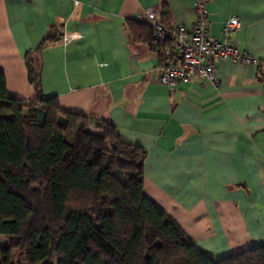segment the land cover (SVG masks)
Here are the masks:
<instances>
[{"label":"crops","instance_id":"0c3cea01","mask_svg":"<svg viewBox=\"0 0 264 264\" xmlns=\"http://www.w3.org/2000/svg\"><path fill=\"white\" fill-rule=\"evenodd\" d=\"M204 1L211 31L222 38L237 16L235 38L257 59H217L215 83H160L164 61L144 39L145 7L189 28L192 0H0V71L9 95L34 100L26 53L56 35L38 54L43 95L142 146L144 194L220 259L264 243V0Z\"/></svg>","mask_w":264,"mask_h":264},{"label":"trees","instance_id":"16d2710c","mask_svg":"<svg viewBox=\"0 0 264 264\" xmlns=\"http://www.w3.org/2000/svg\"><path fill=\"white\" fill-rule=\"evenodd\" d=\"M141 24L168 64L178 53L173 38L157 40ZM55 36L25 56L34 100L9 95L0 71V237L9 240L0 264H264V243L220 259L199 249L144 194L142 146L106 119L95 118L94 130L88 115L43 95L38 54Z\"/></svg>","mask_w":264,"mask_h":264},{"label":"built area","instance_id":"2783aa9c","mask_svg":"<svg viewBox=\"0 0 264 264\" xmlns=\"http://www.w3.org/2000/svg\"><path fill=\"white\" fill-rule=\"evenodd\" d=\"M194 21L189 28L181 24L172 29L166 27L158 19V14L152 6L145 7L140 17L148 21L152 27V35L163 41L168 36L173 38L174 45L181 55V62L168 63L158 67L160 83L175 88L180 82H192L203 79L216 82L215 69L217 59L240 61L251 64L257 61L249 52L241 48L235 33L240 28L237 16L229 17L221 30L222 38L211 31L204 0H192ZM78 36L73 33L72 37ZM67 36L65 35V38Z\"/></svg>","mask_w":264,"mask_h":264},{"label":"rangeland","instance_id":"374dc122","mask_svg":"<svg viewBox=\"0 0 264 264\" xmlns=\"http://www.w3.org/2000/svg\"><path fill=\"white\" fill-rule=\"evenodd\" d=\"M8 242H9L8 239H6V238H4L2 236L0 237V243L1 244H5V243H8ZM16 261H17V264H21V263H19L18 259Z\"/></svg>","mask_w":264,"mask_h":264},{"label":"water","instance_id":"95a60500","mask_svg":"<svg viewBox=\"0 0 264 264\" xmlns=\"http://www.w3.org/2000/svg\"><path fill=\"white\" fill-rule=\"evenodd\" d=\"M19 261V260H18Z\"/></svg>","mask_w":264,"mask_h":264}]
</instances>
